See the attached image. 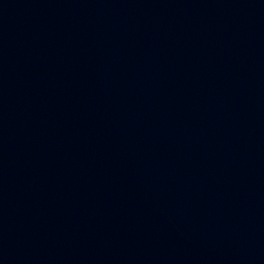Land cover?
I'll list each match as a JSON object with an SVG mask.
<instances>
[{"label":"water","instance_id":"obj_1","mask_svg":"<svg viewBox=\"0 0 264 264\" xmlns=\"http://www.w3.org/2000/svg\"><path fill=\"white\" fill-rule=\"evenodd\" d=\"M0 264H264V0H0Z\"/></svg>","mask_w":264,"mask_h":264}]
</instances>
